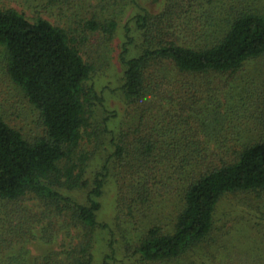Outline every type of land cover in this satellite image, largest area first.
I'll list each match as a JSON object with an SVG mask.
<instances>
[{"label":"trees","instance_id":"1","mask_svg":"<svg viewBox=\"0 0 264 264\" xmlns=\"http://www.w3.org/2000/svg\"><path fill=\"white\" fill-rule=\"evenodd\" d=\"M22 1L31 14L0 0L2 66L37 111L41 130L27 132L0 111V264H94L98 230H114L99 220L112 175L120 223L140 224L154 210L155 194L173 180L186 181L181 209L168 224L143 223L129 257L149 264H264L263 247L220 248L229 231L215 232L224 196L264 190V121L262 135L240 133L232 144L220 140L231 151L227 156H205L227 118L197 104L204 91L200 78L211 89L208 76L236 74L264 57V0H163L156 11L140 0ZM130 4L137 10L120 47V90L136 119L131 129L113 134V149L99 165L95 147L86 144L114 133L109 121L115 113L90 83L95 65L83 55L88 36L81 33H99L109 42L118 30V11ZM77 8L91 15L79 19L70 13ZM54 10L68 22L46 17ZM183 74L193 78L189 92L179 86L189 93L179 100L180 113L164 109L163 117H155L163 125L151 126L148 134L151 108L174 95L172 86ZM68 228L78 231L75 244L30 247ZM110 247L105 264L117 259L114 241Z\"/></svg>","mask_w":264,"mask_h":264},{"label":"rangeland","instance_id":"2","mask_svg":"<svg viewBox=\"0 0 264 264\" xmlns=\"http://www.w3.org/2000/svg\"><path fill=\"white\" fill-rule=\"evenodd\" d=\"M140 1L149 9L156 11L160 9L163 0ZM5 2L17 6L21 10H25L28 14H31L33 10L28 3L22 0H5ZM95 2L97 3L99 0ZM121 10L120 8V11H118L119 25L116 36L109 42L105 43L104 37L99 33H81L88 36L82 42L83 55L86 60L95 65V73L90 83L100 95L105 96V108L115 113L109 121L110 129L114 133L109 132L103 135L101 142H96L94 138L93 143L89 144L87 142L86 144V147H90V149L93 146L95 147L96 153L94 159L99 165L102 164L106 156L113 149L111 144L113 134L122 129H131L136 119L135 117L132 118L135 110L132 109L131 105H127L120 90L124 74L120 47L126 37L127 25H133L131 17L137 8L130 4L123 11ZM70 13H78L79 19H83L85 15H91L83 11L82 8H77ZM45 15L53 21L60 19L62 23L68 22V17H60L57 10L46 12ZM132 34L136 36L138 31L134 30ZM134 45L132 47H135ZM2 61L3 54L0 49V111L12 120V123L24 126L27 132H39L41 128L37 111L24 100L22 90L7 74L2 66ZM191 78L193 77L190 75H180L178 85L175 83L172 86L174 95L168 96L167 94L166 98L161 99L151 108L153 119H148L149 124L145 121V132H150L151 126L159 129L163 125L155 117H163L165 115L164 109L169 108L174 113H180L181 105H179V100L188 96L189 93L184 92L190 91L189 81ZM208 79L212 82L211 89L207 88L204 79H199L204 83L202 87L204 91L198 92L199 98H197V104L204 109L209 106L213 112H218L217 116H226L227 119L222 124L223 129L220 133L214 134L210 138L211 143L208 146V150L206 149L204 153L205 156L207 154L213 156L211 155L213 152H223L227 156V153L230 154L231 151L228 152V148L222 146L220 140L230 138V144H232L239 137L240 133L242 134L241 138L247 137L250 133L262 135L260 122L264 121V57L249 61L236 74L215 73L208 76ZM179 86L184 87L186 91H182V89L180 91ZM99 110L101 111V109ZM176 120L177 118L170 125L175 126ZM215 161H218V159ZM93 168H95V165L91 166L92 170ZM194 168L198 169L199 167L194 166ZM191 170L192 168L189 171L187 169L189 173ZM185 184L186 181L176 179L171 182L169 188L163 189L162 193L155 194L154 204L156 206L153 211H150L149 216H142L141 219L143 221L139 222L140 224L132 221L120 223L117 219L118 181L117 177L112 175L101 197L102 208L99 211V220L114 230L110 231L108 227L98 230L94 264L106 263L105 255L110 251L111 241H114V246L117 250V259H115L114 264H149L142 262L139 256L132 255L129 257L128 248H134L133 246L136 245L138 235H140L144 225H151L152 223L168 224L175 217L177 211L181 209ZM79 195L83 198L84 192H80ZM28 203L33 206L34 201L29 200ZM136 214L137 216L140 215L138 211ZM135 219L138 220V217ZM217 225L219 230L215 231L216 234L229 231L227 237L223 238L226 242L220 241L224 244H221L220 248H234L236 245L238 248H264V190L261 192H237L224 196L218 208ZM67 230H70V233ZM56 234L57 236L53 241L39 243L38 239H35L30 244V247L64 248V246L75 244L78 241V231L75 228H68Z\"/></svg>","mask_w":264,"mask_h":264}]
</instances>
